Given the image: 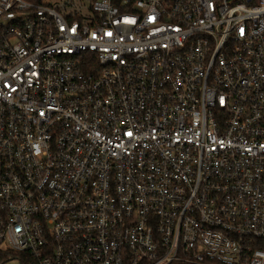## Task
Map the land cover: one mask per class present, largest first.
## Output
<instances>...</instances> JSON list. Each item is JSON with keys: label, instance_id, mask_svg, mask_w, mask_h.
I'll use <instances>...</instances> for the list:
<instances>
[{"label": "built area", "instance_id": "obj_1", "mask_svg": "<svg viewBox=\"0 0 264 264\" xmlns=\"http://www.w3.org/2000/svg\"><path fill=\"white\" fill-rule=\"evenodd\" d=\"M264 264V0H0V264Z\"/></svg>", "mask_w": 264, "mask_h": 264}, {"label": "trees", "instance_id": "obj_2", "mask_svg": "<svg viewBox=\"0 0 264 264\" xmlns=\"http://www.w3.org/2000/svg\"><path fill=\"white\" fill-rule=\"evenodd\" d=\"M12 257L20 260V264H33V260L26 254L14 253Z\"/></svg>", "mask_w": 264, "mask_h": 264}, {"label": "rangeland", "instance_id": "obj_3", "mask_svg": "<svg viewBox=\"0 0 264 264\" xmlns=\"http://www.w3.org/2000/svg\"><path fill=\"white\" fill-rule=\"evenodd\" d=\"M62 0H52V2L55 3H60ZM69 1H73V0H69ZM5 264H19V262L17 260H12L9 259L8 261L5 262Z\"/></svg>", "mask_w": 264, "mask_h": 264}]
</instances>
